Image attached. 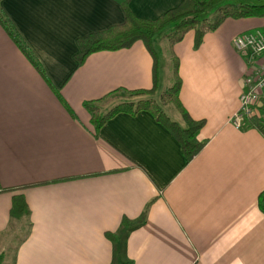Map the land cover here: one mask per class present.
Here are the masks:
<instances>
[{"label": "crops", "instance_id": "obj_1", "mask_svg": "<svg viewBox=\"0 0 264 264\" xmlns=\"http://www.w3.org/2000/svg\"><path fill=\"white\" fill-rule=\"evenodd\" d=\"M126 1L0 0L75 113L0 24V264H264V133L229 121L250 62L260 58L233 40L264 28V18H228L199 47L191 30L168 49L173 63L179 58L184 108L205 121L198 137L206 143L188 160L148 111L114 116L100 135L91 124L87 101L154 86V58L142 41L95 52L82 65L76 59L80 38L124 23ZM182 1L129 7L156 20ZM163 80L161 63L158 97ZM172 105H163L168 114ZM19 194L29 213L15 218Z\"/></svg>", "mask_w": 264, "mask_h": 264}, {"label": "trees", "instance_id": "obj_2", "mask_svg": "<svg viewBox=\"0 0 264 264\" xmlns=\"http://www.w3.org/2000/svg\"><path fill=\"white\" fill-rule=\"evenodd\" d=\"M130 1L125 2L126 19L124 23L79 39L80 51L76 55V59L82 65L95 52L126 49L132 47L137 41H142L154 58V86L151 89H116L101 99L87 101L84 106L91 114V124L96 135H100L101 128L108 120L120 113L132 115H136L140 111L152 113L159 122L170 130L181 144L186 158L191 160L202 150L206 143L198 137L205 121L193 119L180 100L182 80L179 75V58L176 55H174L173 63L175 82L159 97L157 96L162 63V50L156 45L157 39L160 35L165 34L164 36L168 39L170 46H173L182 41L189 31L194 30L196 33L195 45L199 47L204 36L209 32L216 31L228 18H264V0H183L178 7L167 11L156 20L136 16L130 10ZM0 24L56 92L67 110L75 115L72 108L50 82L40 62L34 57L17 29L4 13L1 3ZM169 103H172L182 114L187 126H182L164 110L163 105ZM246 126L256 128L264 133L263 118L249 117ZM258 203L260 209L264 212V190L260 193ZM11 213L15 218H21L29 213L27 201L22 194L14 196ZM144 221L145 215L135 223L126 219L123 222V229L131 230L143 224ZM108 236L115 242L120 238V235L117 234H108Z\"/></svg>", "mask_w": 264, "mask_h": 264}, {"label": "built area", "instance_id": "obj_3", "mask_svg": "<svg viewBox=\"0 0 264 264\" xmlns=\"http://www.w3.org/2000/svg\"><path fill=\"white\" fill-rule=\"evenodd\" d=\"M233 44L238 51L260 57L259 61L250 62L245 88L240 96V107L229 120L234 127L241 129L249 117L264 118L261 115L264 111V28L236 36Z\"/></svg>", "mask_w": 264, "mask_h": 264}, {"label": "rangeland", "instance_id": "obj_4", "mask_svg": "<svg viewBox=\"0 0 264 264\" xmlns=\"http://www.w3.org/2000/svg\"><path fill=\"white\" fill-rule=\"evenodd\" d=\"M165 34H162L158 37L157 39V47L166 50L167 52V59L162 60V64H163V88L166 90L168 89V87L172 86L174 84V78H173V60H171V56H170V52H169V48H170V43L168 41V39L164 36ZM158 96V95H157ZM170 107H166V110H170L169 112L170 116L172 119L178 121L179 123H182V119L180 116V113L178 111V109H176L173 105Z\"/></svg>", "mask_w": 264, "mask_h": 264}]
</instances>
